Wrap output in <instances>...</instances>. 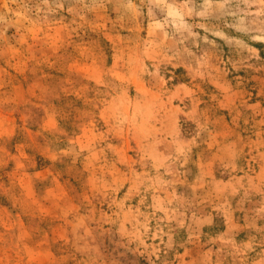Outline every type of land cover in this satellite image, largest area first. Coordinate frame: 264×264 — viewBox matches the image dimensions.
Instances as JSON below:
<instances>
[{"label":"rangeland","instance_id":"1","mask_svg":"<svg viewBox=\"0 0 264 264\" xmlns=\"http://www.w3.org/2000/svg\"><path fill=\"white\" fill-rule=\"evenodd\" d=\"M0 264H264V0H0Z\"/></svg>","mask_w":264,"mask_h":264}]
</instances>
